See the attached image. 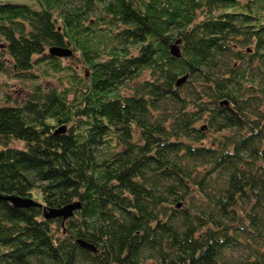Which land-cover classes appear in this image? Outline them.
Masks as SVG:
<instances>
[{"label":"trees","instance_id":"16d2710c","mask_svg":"<svg viewBox=\"0 0 264 264\" xmlns=\"http://www.w3.org/2000/svg\"><path fill=\"white\" fill-rule=\"evenodd\" d=\"M35 1L0 0V264H264V0Z\"/></svg>","mask_w":264,"mask_h":264},{"label":"water","instance_id":"95a60500","mask_svg":"<svg viewBox=\"0 0 264 264\" xmlns=\"http://www.w3.org/2000/svg\"><path fill=\"white\" fill-rule=\"evenodd\" d=\"M171 52L173 55L179 56L180 52H179V48L177 46L176 43L171 45ZM49 52L51 54L57 55V56H66L69 55L71 50L67 47V46H50L49 47ZM185 76H183L182 78H179L177 80V83L181 82L184 79ZM4 198H7L9 200H11V202L14 205L17 206H28L31 204H35L36 202L30 198H24V197H20V196H16V195H7V196H3ZM80 207V202L75 201V202H70L64 206L61 207H49L48 209L45 208L44 210V216L46 218L49 217H62L63 220L67 219L69 216H71L74 212V210L76 208ZM78 243L85 248L91 249V250H95V247L93 244L86 242L84 240L78 239Z\"/></svg>","mask_w":264,"mask_h":264},{"label":"rangeland","instance_id":"374dc122","mask_svg":"<svg viewBox=\"0 0 264 264\" xmlns=\"http://www.w3.org/2000/svg\"><path fill=\"white\" fill-rule=\"evenodd\" d=\"M8 1H18V2H28V3H33L34 6L38 7V4L36 3L35 0H8ZM48 50V49H47ZM78 52L74 51L71 57H65L62 58L63 63H76L79 59H78ZM239 64V63H237ZM240 64H244V62L240 63ZM55 79V76H49L48 78H43V82L46 83L45 79L51 81V78ZM30 81L29 80H25L21 77H18L16 75L11 74L10 72H3L2 70H0V103H3L4 100L2 99L3 97L7 96L5 95L6 93L10 94L11 96L13 95L16 98L21 97L25 91L26 88H28L30 86ZM9 95V96H10ZM10 96V98H11ZM14 144V142H13ZM237 252H233L232 255H237Z\"/></svg>","mask_w":264,"mask_h":264},{"label":"bare ground","instance_id":"6f19581e","mask_svg":"<svg viewBox=\"0 0 264 264\" xmlns=\"http://www.w3.org/2000/svg\"><path fill=\"white\" fill-rule=\"evenodd\" d=\"M223 103H227L226 101H223ZM62 218V217H61ZM63 219V218H62ZM65 220V219H64Z\"/></svg>","mask_w":264,"mask_h":264}]
</instances>
